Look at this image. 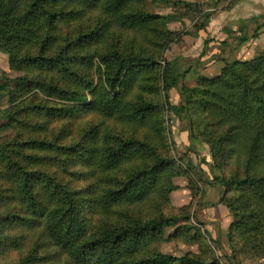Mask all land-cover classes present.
<instances>
[{"label": "trees", "instance_id": "obj_1", "mask_svg": "<svg viewBox=\"0 0 264 264\" xmlns=\"http://www.w3.org/2000/svg\"><path fill=\"white\" fill-rule=\"evenodd\" d=\"M239 1L211 3L225 10ZM174 2L175 10L158 14L146 0H0V49L17 72L0 74V96H10L0 118L13 127L0 134V264H159L164 254L155 244L162 240L153 233L178 223L175 236L196 213L200 180L159 150L164 104L187 119L196 148L209 145L208 182L223 187L211 204L228 208L234 262H245L237 234L256 222L264 227V49L193 85L181 83L174 104L182 60L168 62L166 51L185 32L170 23L188 19L199 35L215 15L206 0ZM250 25L257 38L264 16ZM218 40L220 53L210 59L224 60L236 41ZM118 133L125 136L114 146ZM119 162L123 169L113 176ZM183 170L192 200L177 206L171 195ZM103 177L123 193H104L111 185ZM38 185L51 206L37 197ZM246 242L252 254L262 248L263 264L264 234L261 246ZM192 264L217 262L199 253Z\"/></svg>", "mask_w": 264, "mask_h": 264}, {"label": "rangeland", "instance_id": "obj_2", "mask_svg": "<svg viewBox=\"0 0 264 264\" xmlns=\"http://www.w3.org/2000/svg\"><path fill=\"white\" fill-rule=\"evenodd\" d=\"M187 1L201 2L204 0ZM238 3L239 5L237 9L228 14L235 16L237 13H242L243 7L249 2L247 0H240ZM146 5L150 11L158 14H167L178 7L174 0H146ZM210 6H213V9H215L211 11L212 14L216 15V13L220 11L219 5L212 4L211 0H206L205 10L210 9ZM223 14L225 13L222 12L221 15ZM170 25H177L178 28H182L185 32L183 41L170 44L166 51V60L168 62L182 58L177 56H186V61L180 65V72L183 71L185 66L187 70L179 83V88L176 87L178 90H173L174 101L177 104L181 103L179 98L181 83L184 82L193 85L200 76H211L216 71L219 72L220 69L225 66L227 61L237 57L232 54L233 52H239L241 56H245L248 54V51H253V49L259 45L262 46V50L264 49L263 32L251 42L247 41L250 42L248 46L242 44L238 47L236 42L234 44L231 42L228 43V48L223 55V58H225L224 60L218 58L208 61V59L201 58V53L194 51L195 42L199 36L197 37V35L194 34L196 29L192 21L185 19L183 22H171ZM216 25L217 24L211 25L214 30L217 27ZM249 34L250 27L246 32V36H249ZM219 38L225 40L224 38L227 37L219 36ZM180 50L183 51L180 52ZM7 60V52L0 49V74L3 71H7L11 73V77L17 76L16 71H11L10 68L6 66ZM162 63H164V61ZM13 74L15 75L12 76ZM154 77H159L158 69L154 72ZM8 86H14V82L11 81L8 83ZM9 105L10 96L8 94L0 96V111L5 110ZM164 109L167 124L166 129L163 134L157 136L156 141L159 145L160 152L165 158V162L170 163L173 161L176 167L181 163L189 165L194 171L193 173H195L200 180L197 184L199 189L196 190L198 194L196 197L198 206L196 213L192 214L190 218L185 219L182 222L183 224L175 236V231L173 229L178 227V223L171 226H165L155 234L153 233L155 241L162 240L155 244V247L164 254L162 261L159 264H192V260L198 258L199 253H203L207 257H214L217 264H237V262H234V251L231 247V241L228 236L231 224L229 210L223 204H209L210 201L216 202L218 194L223 191L222 185L218 182H214L213 185L208 182V180L212 178V172L206 163L211 158L209 145L203 144V148L198 146L196 148L195 142L192 140V130L187 128L186 125L187 119L169 112L166 104H164ZM8 123V119L0 118V134L10 133L13 130V127L8 125ZM197 130H199V127ZM124 136V133H118L117 136L111 138L113 145L116 146L117 143L121 142ZM122 169L123 165L119 162L116 168L117 172L113 173V176L119 175ZM107 172L108 174L110 173L109 170ZM44 174L52 178V175L48 173ZM85 177L86 174L84 171L82 179ZM174 181L178 187L174 189V192L171 195L172 202L177 206H183L190 203L192 200V190L188 186L189 176L187 171L183 170L180 174H177L174 177ZM100 183H108L111 185V187H109L104 193H113L119 190L120 191L117 195L123 193V187L121 184L111 181L106 177H103ZM214 184L217 186L216 190L214 189ZM35 193L46 205L51 206L53 204L49 191L45 187H42V185L36 187ZM201 199H203L202 205H209H206V207L200 205ZM130 206L131 209L134 208L132 202H130ZM131 209L129 211H131ZM262 234H264V227L262 226V223L259 222H256L251 229H241L237 234L239 239H236L237 242L235 249L237 248L239 250L238 252L242 258L246 257L247 253L249 254L245 262L242 264H262V248L261 251H256L252 254V245L246 242L251 240L258 242L259 246H261Z\"/></svg>", "mask_w": 264, "mask_h": 264}, {"label": "crops", "instance_id": "obj_3", "mask_svg": "<svg viewBox=\"0 0 264 264\" xmlns=\"http://www.w3.org/2000/svg\"><path fill=\"white\" fill-rule=\"evenodd\" d=\"M215 1V0H211ZM249 3L243 7L242 13H237V15L232 16L231 13L233 10L237 9L239 3H237L233 8L231 9H222L219 12L214 15L211 20L208 22L207 27H206V33L205 32H200L199 35H197V39L195 42V47L194 51L201 53L202 55L201 58L208 59V61L213 60L210 59L211 55L214 53H220L219 47H218V40L220 39L219 36H224L228 39V41L234 40L236 41L238 47L239 45L244 44V46H248L249 43L254 40L255 38H251L250 36H246L245 33V28L249 24L255 22L257 18L263 17L264 16V0H247ZM224 12L225 14L221 15V13ZM216 20V21H215ZM213 21V22H212ZM217 24L215 30L211 25ZM251 26V25H250ZM249 26V27H250ZM208 36V39L211 40L209 44H207V48L204 46L205 45V36ZM250 41V42H247ZM193 44V42H192ZM264 48V44H263ZM183 50H180L182 52ZM262 51V46L255 47L253 51H248V54L245 56H241L239 52H233L232 54L237 57H241V59H248L255 57L256 55L259 54V52ZM177 57H182L179 58V60H182L181 64H183L186 59V56H177ZM173 61V60H171ZM6 66L8 67V63H6ZM180 70V69H179ZM187 70L186 66L184 67L183 71L181 73H185ZM13 74L12 76H14ZM171 99L173 100L172 102L174 104V96H173V91H171ZM213 185V184H212ZM214 189H217V186L214 184ZM215 193V192H213ZM218 194V192L216 191ZM217 201V200H216ZM213 203L212 201L209 202V204Z\"/></svg>", "mask_w": 264, "mask_h": 264}, {"label": "built area", "instance_id": "obj_4", "mask_svg": "<svg viewBox=\"0 0 264 264\" xmlns=\"http://www.w3.org/2000/svg\"><path fill=\"white\" fill-rule=\"evenodd\" d=\"M211 8L210 9H208L209 11H213V10H215V9H213L214 7L213 6H210ZM248 31V28H245V33Z\"/></svg>", "mask_w": 264, "mask_h": 264}]
</instances>
